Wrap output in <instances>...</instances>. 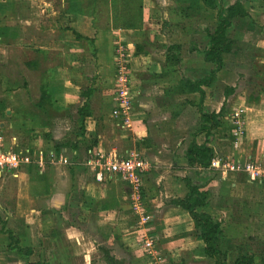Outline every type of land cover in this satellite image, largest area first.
Segmentation results:
<instances>
[{"label": "crops", "instance_id": "0c3cea01", "mask_svg": "<svg viewBox=\"0 0 264 264\" xmlns=\"http://www.w3.org/2000/svg\"><path fill=\"white\" fill-rule=\"evenodd\" d=\"M223 2L228 5L233 0ZM173 4L185 6L184 12L191 10L182 0H142L140 19L129 26L131 7L125 12L120 0H0V133L5 149L26 153L31 161L0 171V195L9 179L15 184L13 211L4 208L5 215L0 213V219L13 223L12 227L5 224L6 228L15 232L22 247H32L38 260L47 264H90L91 250L97 248L107 264L102 251L106 248L121 264H154L139 244L140 232L144 231L160 243L167 259L160 264H212L204 255L201 241L187 234L193 229L188 214L171 201L185 197L186 177L205 192L227 185L222 181L229 174L220 177L215 166L198 174L197 168L188 163L192 134L202 124L200 95L178 90L182 77L199 79L215 68L202 57L209 41L207 33L216 26L215 10L200 4L202 17L198 21L188 23L184 17L179 23L170 18ZM261 8L258 6V10ZM250 15L254 25L239 26L241 21L233 19L226 31L236 40L237 50L222 53L223 67L211 85L202 86L205 112L220 110L225 101L224 88L230 84L223 75H234L232 66L234 70L240 61L255 55L264 61V46L263 51L252 52L251 40L244 39L243 34L249 31L264 42V20ZM137 44L144 45L139 52ZM117 45L127 47L130 53L131 89L134 86L139 91L128 126L124 127L114 118ZM168 45H179V50L170 53ZM172 59L179 63L173 64ZM230 64L234 65L229 68ZM261 64L264 62L256 65ZM194 69L201 72V77L192 79ZM142 75L155 81L141 86ZM175 76L176 82H171ZM219 77L226 81L221 89L216 88ZM252 87L254 84L244 90L236 87L226 99L231 111L236 106L245 110V135L236 147L232 143L228 148L216 134L207 138L202 132L195 136L198 144L206 141L213 148L216 159L231 154L264 158V78L258 86L261 97L257 103L246 99ZM166 88L175 93L166 95ZM78 109L85 114L83 118ZM231 111L223 122L229 128ZM91 150L123 155L135 151L150 161V169L143 175V197L153 217L143 231L137 228L125 199L126 185L119 176L95 181L85 164ZM234 175L249 186L262 184L250 182L242 174ZM5 200L6 193L0 204ZM202 210L216 220L223 217L214 204L209 208L207 198ZM0 235L5 243L9 241L7 234ZM123 251L128 252L129 260L124 261ZM13 252L16 261L25 258Z\"/></svg>", "mask_w": 264, "mask_h": 264}, {"label": "trees", "instance_id": "16d2710c", "mask_svg": "<svg viewBox=\"0 0 264 264\" xmlns=\"http://www.w3.org/2000/svg\"><path fill=\"white\" fill-rule=\"evenodd\" d=\"M120 1L126 9L125 12H128L127 10L129 6L131 7V12H129V26H133L134 23L140 19L142 0ZM182 1L188 3V6L191 7L192 0ZM193 2H197V4L199 2V4H202L206 8L215 10L216 18V26L213 32L207 33L209 41L206 48L202 51L203 59L206 62L214 63L215 68L207 75L199 79L190 80L186 77H182L178 86V90L180 92L193 91L198 92L200 95L198 110L201 115L202 124L192 134V140L187 150L188 163L195 166L198 170L196 173L199 174L201 170L212 166V162L216 159V156L213 148L208 146L206 141L198 144L195 140V136L202 132L207 138L216 134L217 137L226 141L224 144L229 148L232 144L233 137L231 135L230 128L226 127L223 122L224 117L226 116V99L235 92V86H226L223 92L225 101L222 103L220 110L218 112H205L202 109V100L204 97V90L202 86L211 85L215 79L216 72L223 67L224 62L222 60V53L234 52L237 50V48H235L236 40L226 34L227 29L232 25L233 19L245 18L252 25H254V21L244 6L245 0H233V2L228 5H224L223 0H193ZM132 10H134L133 14ZM189 14L190 12L185 13V15ZM143 46V44H137L135 47L136 51L139 52L142 50ZM177 47L178 46L176 45H168L166 46V50L173 51ZM263 78L264 67L258 65L250 66L247 83L248 85L254 84V87H252V90H248V94L246 96L247 102L257 103L260 100L261 89H258V86L259 83H262ZM78 110L80 112V116L83 118L85 114L81 111V109ZM30 166H35V164ZM184 180L187 187L185 197L173 199L171 202L184 209L188 214L193 223V229L187 234L194 236L196 239L201 241L205 257L209 258L212 261V264H264V258L262 259V262H258L256 261L254 255L247 253H239L232 259L229 251L222 249L218 240V234L222 221L214 219L208 212L202 210V208L206 205V192L200 190V185L194 183L189 177H186ZM0 232L7 234L9 238L8 248L14 250L18 255L29 258L34 253L32 247H22L19 244V237L12 229L6 228L5 223L3 222L1 223ZM102 251L107 264H121L120 260L111 256L106 248H103ZM27 264L47 263L36 260L28 261Z\"/></svg>", "mask_w": 264, "mask_h": 264}, {"label": "rangeland", "instance_id": "374dc122", "mask_svg": "<svg viewBox=\"0 0 264 264\" xmlns=\"http://www.w3.org/2000/svg\"><path fill=\"white\" fill-rule=\"evenodd\" d=\"M224 1L229 2L231 0H224ZM176 3H180V2L177 1ZM198 4H199V2H198ZM198 4H197V2H193V0H192L191 7L188 6L189 8H191V10L186 11V12H184L185 6L173 4L169 10L170 15H171L170 18L171 19L174 18L176 21H178L180 23L182 20H184V17H186L187 18L186 21L188 23H194V22L198 21V18L200 19L202 17V16H200V14H202L200 12V9H199L200 4H199V6H198ZM245 4H246V8L249 11V13H251L253 16H255L259 20H264V8H263L264 7V0H258V1L257 0H249V1H246ZM258 6L262 7L263 10H261L262 8L258 10ZM253 7L254 8L257 7L255 9L257 14H255ZM178 12H181V15L183 17L179 16ZM187 12H190V15H185V13H187ZM260 15H261V18L259 17ZM179 18H181V20H179ZM205 20L208 21V15L205 16ZM236 21L237 22L241 21L239 26H247L248 27L250 25V22L245 18L243 20L237 19ZM160 22H163V21H160ZM248 32H246L247 34L244 33L243 35H244L245 40H251V42L253 44L252 47H250L251 51L252 52H254L255 50L256 51H258V50L263 51L262 47L264 46V42L262 40L258 39L257 35L255 36L252 32H250V33H248ZM183 44L185 46L186 42H183ZM178 47H179V45H178ZM178 47H177V50H179ZM255 47H257V48H255ZM246 49H247L246 50V52H247L249 50V47H247ZM183 50L184 49L182 48L181 54H184ZM169 51H170V53L173 52L171 50H169ZM259 53H261V52H259ZM262 53H264V52H262ZM258 56H260V55H255L254 57L249 56L245 60L240 61L239 65H237V68H234V70H233V66H232L234 64L228 65L229 68L232 66L230 68L232 70H230V71L233 72L234 75H231V74L223 75V76H225L224 77L225 80H227L228 82L230 81V84H227L226 86H235V88L237 87L238 90L241 87H243V90L246 89L247 87H249L250 85H248V83H247V76H245V74L246 75L248 74L250 66L256 65L258 62L259 63L264 62L263 60L258 58ZM176 60H178V59H172V63L178 64L179 62ZM261 65H263L262 67H264V64H261ZM261 65H258V66H261ZM194 67H200V66H194ZM172 70H173V68H170L169 71H172ZM177 70L179 71V68L178 69L175 68L173 71L175 72ZM194 73L195 74L192 75V76H194L192 79H195V77H201L200 71L194 69ZM152 78H157V77H152ZM176 79H177V77L175 76L171 80V82H174V81L176 82ZM152 81H155V80H152L147 75H142L140 83L142 84L141 86H143L145 84H151ZM225 84H226V81L221 80L219 77V79L216 81V88L221 89ZM132 87L133 88L131 89V85H130L131 94H132V98H133V104H134V101H135L137 95L139 94V91H138V87L137 88H135L134 86H132ZM165 90H167L166 92L168 93L166 95H171L170 93H172V94L175 93L174 91L170 90V88L169 89L166 88ZM163 101H165V100H163ZM164 104H167V103H164ZM180 111L181 110H178V113H181ZM230 111H231V103L226 105V113L227 112L229 113ZM174 112H175V110H174ZM185 113L188 115L191 114L190 111H188V110H186ZM192 129L189 131V136H191V134H192V131H193ZM215 148H217V147H215ZM219 159L221 160L222 158H219ZM215 170L218 171V173H216V174L221 177V175H222L221 169L216 167ZM228 174L229 175L227 176L226 180L222 181L225 183L227 182V185H224V187L222 189H216L215 188L212 192L210 190L206 191V193H207L206 198L208 200L209 208L211 207V204H214L215 209L220 214L223 215V217L221 218L222 224H221L220 231L218 234V240H219L220 246L222 247V249L229 251L232 259L235 258L239 253H247V254L254 255L256 261L262 262V259L264 258V183H262V184H251L249 186V185H246L245 183H243V180L239 175L236 176L232 173H228ZM238 181L240 184H238L236 186L231 185L232 182H238ZM14 185L15 184L13 183V180L9 179L7 184L5 185V187H3V192L0 195V200L5 196V193H6V197H7V201L5 200L6 203L1 202V204H0V213H2L3 216L5 215L4 208L5 209L9 208L10 209L9 211H13L14 196H13V187L12 186H14ZM216 197H217V199H216ZM209 203H211V204L209 205ZM1 205H2V209H1ZM2 222L5 223L6 226H8V227H12L11 225L13 223H11V221H8L6 219H5V221H3L0 219V225ZM48 224L51 225L52 221H48ZM93 224H94V219L90 223L91 229L93 228ZM23 226H24V221H23ZM4 239L5 238H3V236L0 235V253H2V254H0V261H2L0 264H27L28 261L38 260V258H37L38 254L37 255L33 254L29 258H23L19 262L16 261V258L13 259L11 256V255L15 256V253L13 252L14 250H11L10 248H8L6 246L7 243L9 244V241L5 243V241H7V240L6 239L4 240ZM93 245L95 247H97L96 243H94ZM5 246H6V248L3 249ZM91 251H92V254H91L90 264H104V262L102 260L103 256H102L101 251L98 250L97 248H96V250H91ZM143 252H144V254H146L145 251H143ZM123 253H124L123 256H125L124 261L129 260L128 259V252L123 251ZM4 256H5V258H4ZM6 258L8 259V262L6 261ZM165 260L167 261L166 257H165L163 263H165ZM152 262L154 264H156V262H154V260H152ZM195 263L196 262H194L193 264H195ZM203 264H209V262H203Z\"/></svg>", "mask_w": 264, "mask_h": 264}, {"label": "built area", "instance_id": "2783aa9c", "mask_svg": "<svg viewBox=\"0 0 264 264\" xmlns=\"http://www.w3.org/2000/svg\"><path fill=\"white\" fill-rule=\"evenodd\" d=\"M114 118L118 126H128L130 114L133 111V98L131 94V77L127 47L117 45L114 55ZM245 110L242 106L233 108L229 115L230 132L233 137V146L239 143L245 135ZM67 162L66 159L62 160ZM24 162H31L28 155L5 149L3 136L0 133V171L13 170ZM85 164L90 168L96 181H103L106 177L119 176L126 185L125 199L129 209L136 217L137 228L144 230L152 220L143 197V175L150 169V161L135 151L125 155L118 152L89 151ZM212 166L220 168L222 174H242L250 182L264 183V158H242L238 155L224 159H215ZM220 166V167H219ZM139 244L147 256L154 262L163 263L164 257L160 243L156 236L140 232Z\"/></svg>", "mask_w": 264, "mask_h": 264}]
</instances>
